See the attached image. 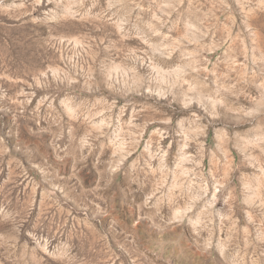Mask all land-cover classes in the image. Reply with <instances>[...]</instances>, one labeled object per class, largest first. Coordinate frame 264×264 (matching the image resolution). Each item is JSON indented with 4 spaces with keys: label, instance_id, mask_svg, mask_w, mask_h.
<instances>
[{
    "label": "rangeland",
    "instance_id": "1",
    "mask_svg": "<svg viewBox=\"0 0 264 264\" xmlns=\"http://www.w3.org/2000/svg\"><path fill=\"white\" fill-rule=\"evenodd\" d=\"M0 264H264V0H0Z\"/></svg>",
    "mask_w": 264,
    "mask_h": 264
}]
</instances>
